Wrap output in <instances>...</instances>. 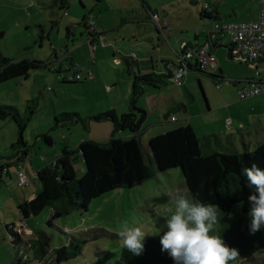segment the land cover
Wrapping results in <instances>:
<instances>
[{
    "label": "rangeland",
    "instance_id": "1",
    "mask_svg": "<svg viewBox=\"0 0 264 264\" xmlns=\"http://www.w3.org/2000/svg\"><path fill=\"white\" fill-rule=\"evenodd\" d=\"M235 1L239 5L234 7L239 15L235 19L237 22L251 15L257 3V0H66L65 8L59 9L54 0H0L2 58L10 62L27 59L42 63L40 68L30 69L25 77L0 81V105L15 107L20 118L27 120L23 139L34 166L29 165L30 159L27 162L18 160L21 150L14 146L19 134L13 118L0 121V165L11 159L26 165L28 180L26 185L19 187L17 168L13 165L9 168L10 177L6 174L1 176L0 264H113L123 248L117 233L124 221L129 226L141 227L148 234L145 239L167 230L164 227L166 213L161 206L169 204L177 192L189 195L179 169L156 171L154 177L142 185L106 193L92 200L87 211L73 210L55 220L51 219L49 208L42 210L37 217L23 219L17 207L23 198L29 201L30 196L39 191L37 168L51 163L64 146L73 150L86 140L103 144L109 141L112 130L107 131L105 127H111V124L95 123L91 120L93 115L96 117L114 108L118 116L131 111L133 81L138 74L136 70L133 72L124 66L117 51L120 54L130 53L137 40L142 43L139 48L147 51V57L153 59L157 67L156 75H159L157 71L162 68L159 58L167 56L174 62L177 61L176 55L180 54L178 44H174L171 37L193 40L199 30L194 28L198 21L197 8H202L205 3L215 4L217 8L223 4L220 8L223 16L226 11L229 12L230 3ZM148 8L159 21L164 17L168 22V29L163 33L157 31L152 23ZM86 15H92L104 37L109 36L104 39L103 45L98 44L95 48L89 44L83 26ZM205 22L210 29L212 21ZM134 34L135 39L132 38ZM222 52L220 56H215L219 66L215 74L210 69L207 74L222 77L223 92L238 103L252 104L260 99L264 95V86L261 94L239 101L232 83L240 81L245 86L250 80L264 82V68L260 67L256 76L253 66L239 59H227L226 52ZM70 57H73L74 67L63 72ZM75 74L80 75V83L63 82ZM186 76L183 85L163 78L165 85H160L159 91L143 86L136 98L135 107H142L145 110H141L146 112L139 141L147 161V156L151 157L147 146L149 138L163 134L146 129L152 122L160 123L161 132L170 131L186 126L187 117L206 112V121H210L211 126L215 122L223 128L216 111L207 112L206 109L208 98L212 110L218 101L214 81L191 69ZM110 80L117 84L111 86ZM106 86H109L108 89ZM63 114L71 117L63 119ZM171 116L177 121H169ZM193 118L200 121V116ZM126 133L114 132L112 136L124 139ZM197 133L201 137V133ZM45 134L51 137L52 145L44 142L42 136ZM75 157V175L81 178L84 165L81 157ZM39 160L38 167H35ZM238 211V206H235L229 216L219 212L220 224L212 234L220 235L227 245L230 239L232 245L228 246L238 249L240 258L230 264H264V249L251 255L255 247H264V227L250 235V217L248 213L239 215ZM9 225L21 234L23 242L18 246L11 244L5 229ZM38 234L47 240L37 243ZM75 246L80 248L78 256L57 262L58 249L65 247L72 250Z\"/></svg>",
    "mask_w": 264,
    "mask_h": 264
},
{
    "label": "trees",
    "instance_id": "2",
    "mask_svg": "<svg viewBox=\"0 0 264 264\" xmlns=\"http://www.w3.org/2000/svg\"><path fill=\"white\" fill-rule=\"evenodd\" d=\"M54 2L59 9L65 8L66 0H54ZM149 13L151 16H155L153 12ZM198 15L203 20L218 22V17L213 16V10L205 11L202 8ZM90 16L92 17V15ZM90 16L83 17V26L89 44L95 47L102 44L107 36L104 37L103 33H99L102 39L99 41L100 38L89 32L86 21ZM2 37L3 34L0 33V40ZM120 60L127 69L131 68L128 59L122 56ZM41 64V62L27 59L10 62L3 59L0 54V81L25 77L30 69H38ZM73 65V57H70L69 64L63 72L70 71ZM196 71L207 75L215 84H219L222 80L221 77L207 74V71ZM167 78H172V73H167ZM161 79V75L153 73L134 76L131 111L117 116L113 110H110L92 118L99 123L110 122L113 133L127 132L125 134L127 136H123L124 139L112 136L105 144L86 140L79 143L73 150L64 147L51 163L37 171L39 191L33 193L29 201L21 200L17 207L20 216L23 219L37 217L42 210L49 208L50 217L55 220L67 216L73 210L87 211L92 200L117 189H130L142 185L153 178L156 171L166 172L170 169L180 170L189 194L199 193L202 202L217 205L221 214L229 216L235 206L239 208V215L248 213L250 210L248 196L255 194V189L246 186L247 179L241 175V170L243 167H251L252 164L264 170V141L252 151L244 148L242 152H237L229 147H222L220 151L204 152L193 129L190 126H184L149 138L147 146L151 157L147 156L148 161L145 158L139 135L141 125L146 118V112L137 109L135 102L143 86L165 85ZM66 81L63 82L80 83L81 77L79 80ZM236 83L239 84V81ZM33 103L36 105L35 101ZM72 116L78 117L76 114H72ZM8 117H12L18 127L19 139L14 146L20 148L22 161L29 156L27 145L23 139L27 120L20 118L15 107L0 105V121ZM70 117L69 114L62 116L63 119ZM42 137L45 143L52 145L53 141L48 134ZM75 155L81 157L84 165V174L81 178H76L75 175L73 167ZM15 164L16 160L8 161L6 175L9 176V168L12 165L15 167ZM1 176L2 174L0 182ZM5 229L11 238L12 245L18 246L23 242L21 234L15 230L13 225L5 226ZM38 235L37 243L47 240V238H43L42 234ZM161 235L163 232L145 239L143 241L144 251L140 256H134L127 249L122 248L119 259L113 264H174L167 252L160 250L159 238ZM227 241L228 245H232L230 239ZM254 249L251 255H255L264 247L257 246ZM79 252L80 248L76 246L72 250L62 247L56 251L57 262L76 257Z\"/></svg>",
    "mask_w": 264,
    "mask_h": 264
},
{
    "label": "crops",
    "instance_id": "3",
    "mask_svg": "<svg viewBox=\"0 0 264 264\" xmlns=\"http://www.w3.org/2000/svg\"><path fill=\"white\" fill-rule=\"evenodd\" d=\"M219 1L220 0H218V2ZM223 1L226 2L228 0H223ZM207 4L210 5L211 10H213V16H217L218 22H220V23H243V22L255 21L258 17V12H259L258 0H257L256 5L254 6V12L251 15H249L248 17H245V20L241 21V22L235 21V19H238V17H239V15H237L235 13V9H234V7H239V5L237 4V1H235V3H233V4L230 3L231 6L232 5H234V6H232V7L230 6V8L228 10L229 12L226 11L223 16H221V14H220V8L223 4L219 8H217V5H215V4H213V5L210 3H207ZM202 8H197V11H196L198 21L194 24V28H199V30H197L195 32V35L192 37L193 40H191V39L184 40L185 38L172 36L171 37L172 41L174 42V44H178V46L180 48V52H179L180 54L182 52L183 46L194 47L195 45L201 46L204 44H209L211 54H213L214 57L220 56L221 52L224 50L223 52H226V54H225L226 58L232 60V58H230L227 54V47H228V42H229L228 38L222 34L210 35L209 32H210L212 26L210 24V29H207L208 26L205 22V21H209V20H203L198 15V12H200L202 10ZM152 17L156 18L157 21L162 25H163L164 21H166L164 19V17H163L164 20L161 18L162 21H159L158 17H156V16H152ZM151 19H152V23H153V18H151ZM241 19H244V17H242ZM94 21H95V19H94ZM210 21H212V23H213V20H210ZM97 29H98V33H100V34L103 33L102 31L99 30L98 25H97ZM114 29L115 28H113L112 31H114ZM166 29H168V22H167V26L165 27L164 31ZM103 35H104V33H103ZM108 37L109 36H107L106 39H108ZM113 38H114V36H113ZM132 38L135 39V34H134V36H132ZM141 44L142 43H139V42H137V40H135L134 45H133L134 47L131 48V50L129 51V52H137L139 54L138 55L139 58L136 61L130 62V64H131L130 70L133 72H135V70H136L137 71L136 75L138 74V76L152 74V73L156 75L155 69L157 67H156V65H154L153 59L150 56L147 57L148 56L147 51L141 50L139 48V46ZM102 45H103V43H102ZM96 47L97 46H95V48ZM223 52H222V54H223ZM116 53L119 54L121 57L123 56V54H120L118 51ZM159 60L161 62L162 68L160 70H158L157 73L162 76V79L167 78V73L168 74L173 73L172 69H174L176 66V60H174V62H172V61H170V59L167 56H164L163 58L161 57V58H159ZM260 67L264 68V56L257 62L255 69H253L254 72H258V75L260 73V70H259ZM218 68H219V66L217 67V62H216L215 68L210 69V72L215 74V71ZM191 70H194V69H191ZM92 77H90L89 79L94 80V78H92ZM185 78H184V80H185ZM168 79L171 80V78H168ZM187 80L188 79H186L185 83H187ZM222 80H223V78H222ZM222 80H220L219 84H215V88H216L215 91L216 92L215 91L214 92H215V96L218 97V101L214 103V107H215L214 110H212V108L210 106L209 98H208V103H209L210 107L206 103V109H207V112L208 111H216V113L218 114V118H219L221 124L223 125V128L220 126L218 127L215 124V122L211 126V124L209 123L210 121L209 122H208V120L206 121V112L199 113L200 114V115H198V116H200L199 122H197L196 118H193V117H198L197 115L192 116V117H187V119H185L186 126H190L193 129V131H194V133L198 139V142L200 144V147L204 152L220 151L222 149V147H227V148L229 147L231 149H234L237 152H242L244 148L247 149L248 151H252L256 148L257 145L261 144L264 141V95L260 99L253 102L252 104L249 102L238 103L237 100L233 99L230 95H227V93L223 92L222 89L224 88V84H222ZM162 82H164V81L162 80ZM236 82L232 83V86L235 89L236 94H237V88H238L239 84H237ZM259 82H260V85L264 86V82H262L261 80ZM109 83L112 84L111 86H114L115 84H117L116 82H114V80H110ZM159 86H156V87L151 86L150 88H152L153 90L159 91V89H160ZM108 87L109 86H106L107 89H108ZM202 95H203V93H202ZM239 101H240V99H239ZM205 102H206V100H205ZM141 109H143V108L141 107ZM112 110L114 111V113L117 116L119 115L116 113L115 108ZM143 110H145V109H143ZM108 111H110V110H108ZM200 111H201V108H200ZM123 113H125V112H122L121 114H123ZM93 116L95 117V115H93ZM171 118H175V117L171 116L170 119ZM170 119H169V121H170ZM228 119H230L231 123H230L229 127H226L225 124H226V121ZM176 121H177V119L175 118V121H173V122H176ZM94 122L99 123L96 121H94ZM159 124L160 123H158V122H152V124H150L146 129L147 130L153 129V131H155L156 133L166 132L167 130H164V132H161L163 130V128L158 127ZM214 126H217V128H215ZM105 128L107 131H109L111 128V130H112L111 137H112V135H113L112 125H111V127L106 126ZM197 131L201 133V137L198 136ZM64 147L69 149L67 146H64ZM240 147H241V149H239ZM19 158L22 159L23 157L21 156ZM39 162H40V160L35 164V167H38ZM29 165L32 168H34L31 158H30ZM39 169H41V167L37 168L36 171H38ZM26 170H27V167H26ZM9 177H10V172H9ZM30 198H31V196H30Z\"/></svg>",
    "mask_w": 264,
    "mask_h": 264
},
{
    "label": "clouds",
    "instance_id": "4",
    "mask_svg": "<svg viewBox=\"0 0 264 264\" xmlns=\"http://www.w3.org/2000/svg\"><path fill=\"white\" fill-rule=\"evenodd\" d=\"M241 175L247 179L246 186L255 189V194L248 196V228L249 234L254 235L264 227V170L252 164L243 167ZM161 207L166 213L167 230L159 238L160 250L167 252L174 264H230L240 258L238 249L229 247L220 235L212 234L220 224V211L217 205L202 202L199 193L177 192L169 204ZM117 235L132 255L143 253V241L148 234L141 227L129 226L124 221Z\"/></svg>",
    "mask_w": 264,
    "mask_h": 264
},
{
    "label": "built area",
    "instance_id": "5",
    "mask_svg": "<svg viewBox=\"0 0 264 264\" xmlns=\"http://www.w3.org/2000/svg\"><path fill=\"white\" fill-rule=\"evenodd\" d=\"M259 12L255 21L243 22V23H220L213 22L210 30L212 34H222L228 38L227 54L232 59H239L246 64L256 67L257 62L264 56V0H258ZM205 11H210V5L205 3L203 6ZM153 18V23L156 26L157 31L163 33L167 26V21H164L163 25L160 24L156 18ZM86 26L89 32L95 37L97 36L101 41V36L97 32V27L94 19L90 16L86 21ZM137 52L124 53L123 57L130 62L136 61L139 56ZM190 61H193L191 63ZM216 65V59L211 54L210 45L204 44L201 46L195 45L194 47H182L181 54H177L176 68L172 73V80L177 85H182L183 80L188 74V69H194L199 71H208L214 68ZM74 65L72 66V68ZM258 76V72H255ZM80 76L75 74L71 76L68 81L79 80ZM263 92V87L257 80L246 81V85L243 86L239 82L237 88L238 98L245 100L255 97ZM171 121H175V118H171ZM230 119L226 121L225 126H230ZM30 157L27 156L23 161H29ZM17 168V185L22 187L28 183L27 175L25 173L26 165L16 163ZM8 173V162L0 165V175Z\"/></svg>",
    "mask_w": 264,
    "mask_h": 264
},
{
    "label": "water",
    "instance_id": "6",
    "mask_svg": "<svg viewBox=\"0 0 264 264\" xmlns=\"http://www.w3.org/2000/svg\"><path fill=\"white\" fill-rule=\"evenodd\" d=\"M172 71L174 72V71H175V69H172Z\"/></svg>",
    "mask_w": 264,
    "mask_h": 264
}]
</instances>
